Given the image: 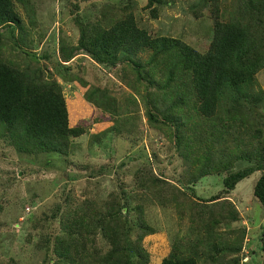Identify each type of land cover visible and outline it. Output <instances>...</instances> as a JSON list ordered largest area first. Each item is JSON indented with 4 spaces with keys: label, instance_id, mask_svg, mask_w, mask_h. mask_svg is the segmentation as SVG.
Instances as JSON below:
<instances>
[{
    "label": "trees",
    "instance_id": "16d2710c",
    "mask_svg": "<svg viewBox=\"0 0 264 264\" xmlns=\"http://www.w3.org/2000/svg\"><path fill=\"white\" fill-rule=\"evenodd\" d=\"M194 1L191 8L196 17L202 10L213 8V36L206 53L179 39L154 38L128 12L129 3L120 9L125 14L110 26L104 17L93 22L82 19L78 4L73 3L80 37L76 47L62 43L59 63L64 72L58 73L63 81L83 82L70 63L79 51L94 63L120 73L132 63L130 76L134 74L138 85L146 86L147 91L155 90L151 100L147 101L151 93L143 97L148 104V120L188 166L183 186L169 183L150 167L138 169L134 175L137 192H141L137 199L152 197L161 207L173 208L180 220L188 217L191 224L194 239L169 232V253L160 264H241V239L232 246L235 231L221 229L241 219L229 198L245 179L255 177L253 196L264 205V90L258 81V74L264 70V0H234L227 21L219 17V0ZM19 2L32 14L31 0H0V29L8 27L11 39L25 34L16 7ZM168 2L148 0L152 17L157 18L159 9ZM147 53L148 62L134 61ZM23 63L12 65L0 57V142L20 155L53 154L67 160L74 141L86 134L87 122L71 124L61 83L45 79L44 71L28 59ZM120 73L113 74L119 77ZM85 99L98 109L96 123L115 121L112 113L118 114L119 109L114 108V98L107 89L88 90ZM109 131L101 128L93 138L106 136ZM242 163L246 166L236 170ZM210 177H219L223 190L204 200L197 193V185ZM72 190L50 217L60 219L62 230L48 233L39 245L44 251L43 264L158 263L144 245L147 237L161 232L151 224V210L146 204H134L135 197L123 188L112 190L105 198L81 202ZM47 219L45 215L33 227ZM98 235L107 241L106 252L97 245ZM255 249L250 256L254 261L264 246Z\"/></svg>",
    "mask_w": 264,
    "mask_h": 264
},
{
    "label": "rangeland",
    "instance_id": "374dc122",
    "mask_svg": "<svg viewBox=\"0 0 264 264\" xmlns=\"http://www.w3.org/2000/svg\"><path fill=\"white\" fill-rule=\"evenodd\" d=\"M168 1L159 9L157 18H153L148 0H31L32 14L26 13L20 2L16 6L25 27L23 37L17 34L11 39L8 27L0 29V57L12 65L19 63L22 66L23 59H28L44 71L45 79L59 81L71 124H79L81 120L87 122V132L74 141L72 152L66 158L68 161L53 154L20 155L8 144L0 142V264H43L44 251L39 245L48 233L57 234L62 230L60 219L50 217L56 206L64 203L70 189L81 202L85 198H105L112 190L123 188L130 197H135L134 204H146L151 210V224L161 231L144 240L147 251L157 264L169 253V232H178L187 240L194 239L188 217L180 220L173 208L161 207L152 197L137 199L141 192H137L134 175L144 167L152 168L155 174L162 175L171 184L176 182L183 186L186 183L183 175L188 166L171 150L168 139L148 120L145 106L148 104L143 97L151 93L147 101L151 100L155 90L148 92L146 86L138 85L134 74L130 76L128 68L131 70L132 63L124 66L123 76L122 71L98 65L81 51L70 63L81 74L82 83L63 81L58 73L59 70L64 72L58 54L62 43L73 48L78 45L80 37V29L74 23L73 3L78 4L82 19L93 22L104 17L107 26L125 14L120 9L129 3L128 12H132L138 25L154 38L179 39L206 53L213 36V8L202 10L196 17L191 8L194 0ZM219 1V17L227 21L235 2ZM20 45L25 49L20 50ZM149 59L147 53L135 57L134 61L148 62ZM116 72L120 73L119 77L113 74ZM258 81L264 90V70L258 74ZM97 87L107 89L114 98L113 106L119 109L118 114L112 113L115 121H94L99 112L87 103L85 93ZM101 128L111 131L96 140L93 135ZM262 129L264 131V126ZM244 166L246 163L237 164L236 170ZM255 180V177L245 179L230 195L229 202L241 219L224 224L221 229V232L235 231L230 245L235 246L234 242L241 239L242 258L248 259L247 262L242 259L241 264H264V251L257 255L256 261L250 258L256 247L264 246V205L253 196ZM222 190L219 177L206 178L197 185V193L204 200ZM190 206L193 205L190 203ZM164 210L170 214L165 215ZM45 215L48 219L34 228V222L42 220ZM98 236L97 245L104 247L106 252L109 250L107 241Z\"/></svg>",
    "mask_w": 264,
    "mask_h": 264
},
{
    "label": "clouds",
    "instance_id": "9594fccd",
    "mask_svg": "<svg viewBox=\"0 0 264 264\" xmlns=\"http://www.w3.org/2000/svg\"><path fill=\"white\" fill-rule=\"evenodd\" d=\"M58 54L60 55V53H58ZM59 60H60V58H59ZM247 260H248V259H244V262H247Z\"/></svg>",
    "mask_w": 264,
    "mask_h": 264
}]
</instances>
